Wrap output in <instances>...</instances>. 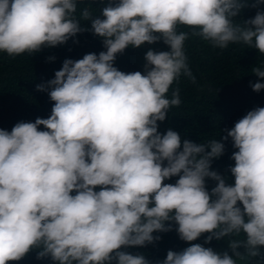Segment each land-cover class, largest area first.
Returning <instances> with one entry per match:
<instances>
[{
    "label": "clouds",
    "instance_id": "1",
    "mask_svg": "<svg viewBox=\"0 0 264 264\" xmlns=\"http://www.w3.org/2000/svg\"><path fill=\"white\" fill-rule=\"evenodd\" d=\"M97 2L105 5L99 15L91 6ZM82 3L0 0L2 53L64 45L89 31L83 22L105 49L65 59L54 79L37 85L53 102L49 117L0 128V264L34 250L53 264H151L122 249L154 244L161 237L153 233L173 224L190 246L169 250L162 264H264V107L248 111L221 140L196 143L171 128L158 131L181 104L179 88L167 95L170 86L181 75L196 82L185 41L243 44L264 55V11L237 20L264 0H90L77 15ZM160 41L169 50L150 48L143 72L114 66L127 48ZM252 73L264 80V62ZM259 80L250 84L257 93L264 90ZM229 138L234 183L212 170ZM207 180L215 182L211 191ZM206 233L205 244L244 238L228 241L229 255L191 243Z\"/></svg>",
    "mask_w": 264,
    "mask_h": 264
},
{
    "label": "trees",
    "instance_id": "2",
    "mask_svg": "<svg viewBox=\"0 0 264 264\" xmlns=\"http://www.w3.org/2000/svg\"><path fill=\"white\" fill-rule=\"evenodd\" d=\"M252 0H250V3ZM90 0L78 6H88ZM95 14L99 15V8L105 5L93 3ZM264 11V4L259 8H245L237 17L244 21L253 18L256 11ZM238 21V22H239ZM82 27L89 31L78 34L66 44L53 48H43L40 52L29 55L27 53L17 56H9L0 52V128L11 131L12 127L20 121H32L36 118H47L51 114L53 102L47 92L37 91V85L47 83L54 79L56 71L60 70L65 59H82L85 54L105 51L102 40L95 36L90 28V22H83ZM178 31H190L181 26ZM75 41V42H74ZM156 51H168V47L160 41L153 45L145 44L141 48H127L123 54L117 56L115 67L123 72H143L145 54L149 49ZM184 51L188 64L196 82L181 75L180 79L170 86L180 90L181 104L178 107H170L164 122H158L160 133L169 128L178 132L182 139L200 143L211 139L221 140L226 136L225 129H231L248 111L256 107H264V90L254 92L250 84L256 83L259 78L252 73V69L264 62V55L256 49L243 44H229L226 49L214 48L208 42L199 37H189L185 41ZM54 58V59H49ZM264 83V80H259ZM41 130H44L41 127ZM225 143V153L212 163V170L226 176L229 182L234 183V178L229 172L235 162L231 159L235 151L229 138ZM178 177L166 180L165 183H175ZM209 191L215 186V182L207 180ZM99 190V189H97ZM242 207V206H241ZM173 224V230L166 233H153L161 239L154 244L145 247H133L122 249L132 254H143L151 264H162L167 252L181 251L190 246V243L182 241ZM209 234L202 236L191 243H199L204 247H211L217 252L228 251L230 239H243L244 236L213 239L205 244ZM244 252V249H238ZM264 253V247L261 248ZM256 259L247 258L238 261V264H256ZM9 264H53L50 258L37 259V251L30 252L18 262Z\"/></svg>",
    "mask_w": 264,
    "mask_h": 264
}]
</instances>
